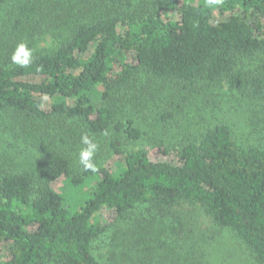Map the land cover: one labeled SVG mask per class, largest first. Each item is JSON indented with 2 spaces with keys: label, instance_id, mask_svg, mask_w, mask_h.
<instances>
[{
  "label": "trees",
  "instance_id": "obj_1",
  "mask_svg": "<svg viewBox=\"0 0 264 264\" xmlns=\"http://www.w3.org/2000/svg\"><path fill=\"white\" fill-rule=\"evenodd\" d=\"M153 4L21 1L9 20L10 36L0 38V108L23 118L77 120L93 136L113 126L136 140L141 130L131 120L115 122L114 110L95 101L135 86L141 75L189 91L201 80L225 79L249 99L264 100V73L238 65L241 56H264V0ZM45 33L55 45L33 53L29 66L6 55L16 40ZM25 131L40 143L42 159L31 169L0 171V256L3 249L8 255L0 264H104L93 243L117 221L139 206L163 211L182 202L201 207L216 233L244 248L251 264H264V146L239 142L227 123L186 143L175 161L153 160L148 150L126 151L113 140L111 157L119 156L114 165L94 158L96 171L81 164L77 176L67 154ZM61 176L70 188L87 187L81 202L55 189L52 183ZM102 209L111 210L112 218L102 217ZM135 225L140 236L151 229L149 221ZM143 244L154 249L147 239Z\"/></svg>",
  "mask_w": 264,
  "mask_h": 264
},
{
  "label": "rangeland",
  "instance_id": "obj_2",
  "mask_svg": "<svg viewBox=\"0 0 264 264\" xmlns=\"http://www.w3.org/2000/svg\"><path fill=\"white\" fill-rule=\"evenodd\" d=\"M21 1L0 0V38L10 36L9 20ZM136 1L145 7L153 3L160 7L165 0ZM169 9L163 8L161 13L167 11L166 14H174L175 17V12ZM16 41L26 42L33 53L45 52L55 45L47 33L35 38L25 36ZM11 43L14 45V35ZM13 51L5 50L9 58ZM238 65L248 72L263 74L264 56H241ZM25 79L39 81L42 77L28 76ZM134 84L108 100H96L95 104L111 107L115 122L131 120L141 130V136L136 140L128 139L113 126L100 136H93L77 120L23 118L1 107L0 171L31 169L42 159L40 143L29 137L25 129H30L29 132L38 137L47 138L54 149L67 154L71 160L72 176L81 172L79 152L84 147L81 143L83 133L98 143L95 160L108 159V163L113 165L119 158L117 155L111 157L109 143L113 140L120 141L126 151L148 150L153 160L175 161V153L186 143L200 140L219 123H227L239 142H261L264 146V100L249 99L243 92L231 89L225 79L214 82L201 80L197 83V90L192 91L179 90L170 81L153 80L142 75ZM167 114L171 115L169 119H166ZM158 146L166 148L168 153L162 152ZM52 185L67 199L71 192L80 202L89 191L86 186L70 188V182L64 176ZM101 214L107 219L113 216V212L106 209H102ZM148 221L151 223L150 231L140 236L135 224H146ZM214 225L201 207L189 202L163 211L143 205L130 211L107 230L93 243L92 251L104 264H251L244 248L224 239L222 232L217 234ZM137 230L141 231L140 228ZM212 234L215 236L209 237ZM144 239L154 249L147 248L143 244ZM7 256L3 249L0 260Z\"/></svg>",
  "mask_w": 264,
  "mask_h": 264
},
{
  "label": "clouds",
  "instance_id": "obj_3",
  "mask_svg": "<svg viewBox=\"0 0 264 264\" xmlns=\"http://www.w3.org/2000/svg\"><path fill=\"white\" fill-rule=\"evenodd\" d=\"M11 62L20 67H27L33 62V49L24 41H20L11 54ZM81 143L84 147L79 152V161L85 171H96L94 162L95 154L98 150V143L94 141L87 133L81 135Z\"/></svg>",
  "mask_w": 264,
  "mask_h": 264
}]
</instances>
